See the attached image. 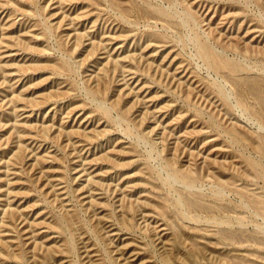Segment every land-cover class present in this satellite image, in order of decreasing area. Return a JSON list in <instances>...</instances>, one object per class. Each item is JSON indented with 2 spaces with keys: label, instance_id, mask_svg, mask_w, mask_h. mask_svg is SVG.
I'll use <instances>...</instances> for the list:
<instances>
[{
  "label": "rangeland",
  "instance_id": "obj_1",
  "mask_svg": "<svg viewBox=\"0 0 264 264\" xmlns=\"http://www.w3.org/2000/svg\"><path fill=\"white\" fill-rule=\"evenodd\" d=\"M0 264H264V0H0Z\"/></svg>",
  "mask_w": 264,
  "mask_h": 264
},
{
  "label": "bare ground",
  "instance_id": "obj_2",
  "mask_svg": "<svg viewBox=\"0 0 264 264\" xmlns=\"http://www.w3.org/2000/svg\"><path fill=\"white\" fill-rule=\"evenodd\" d=\"M209 56L211 57V53H209ZM214 61H216V63L219 65H223V66H225V67H228L229 69H231V68H234V67H231V66H229V65H227V64H225V63H223V62H221V61H218V60H214Z\"/></svg>",
  "mask_w": 264,
  "mask_h": 264
}]
</instances>
